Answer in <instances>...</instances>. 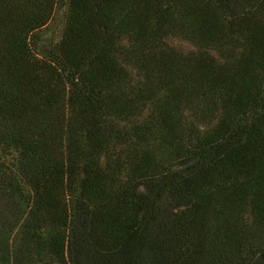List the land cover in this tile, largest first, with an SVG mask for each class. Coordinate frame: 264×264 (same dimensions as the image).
Listing matches in <instances>:
<instances>
[{"label": "trees", "instance_id": "trees-1", "mask_svg": "<svg viewBox=\"0 0 264 264\" xmlns=\"http://www.w3.org/2000/svg\"><path fill=\"white\" fill-rule=\"evenodd\" d=\"M0 264H264V0H0Z\"/></svg>", "mask_w": 264, "mask_h": 264}]
</instances>
